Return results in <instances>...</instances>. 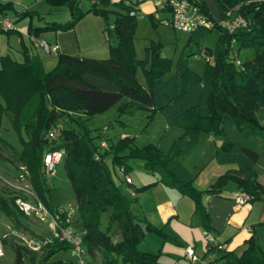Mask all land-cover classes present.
Segmentation results:
<instances>
[{
  "label": "trees",
  "instance_id": "obj_1",
  "mask_svg": "<svg viewBox=\"0 0 264 264\" xmlns=\"http://www.w3.org/2000/svg\"><path fill=\"white\" fill-rule=\"evenodd\" d=\"M54 1L55 5L75 1L71 19L65 24L31 28V36L48 30H70L85 15L76 5L77 0ZM191 1L213 23L212 28H201L190 34L186 44L190 48L195 45L197 54L203 52L214 56V66L206 63L202 75L187 68L184 53L175 63V71L171 72L172 60L159 55L160 42H151L144 49V57L137 58L133 45L137 19L129 15L133 7L122 3H108L120 11L95 4L89 11L105 22L109 51L105 59L62 54L58 55L56 66L44 72L36 58L25 55L23 63H17L8 56L0 57V98L3 102L0 103V128L3 117L10 115L11 127L21 146L17 153V170L26 174L37 198L52 210L54 207L47 199L49 188L42 172L43 156L46 152H64L63 169L78 207L77 218L84 232L83 245L93 263L159 264V254L138 250L146 231L157 234L164 241L175 242L162 228L137 221L132 216L128 203L111 188L112 182L105 176L104 158L107 155H111L113 162L125 173L131 158L142 160L143 167L157 175L156 183L176 190L194 203V214L199 217L205 232H210V226L202 199L219 196L228 183L235 185L239 195L248 197L247 203L264 204V185L258 182L255 172V166L264 160V150H260L264 146V123L255 116L256 112L264 110V0H216L222 20L227 19L229 12L232 17L245 20V25L232 33L213 20L201 0ZM6 7L0 4V13ZM110 15H113L111 22ZM21 16L32 17L33 14L24 12ZM147 19L153 28L157 26L152 15ZM215 29L221 33L215 50L201 47L206 36ZM10 32L6 31L7 34ZM234 49L237 53L253 49L255 54L240 68L235 65L238 58L229 55ZM138 71L145 80V87L137 80ZM111 108H116L120 115L142 110L149 113V120L155 113H162L167 125L181 130L182 134L167 154L151 144L124 152L128 144L122 142L117 147H109L97 159V147L93 146V150L86 142L88 133L83 123ZM66 118L75 127H62L57 139L49 141L46 138L48 132L60 128L59 124ZM201 130L214 132L222 140L213 154L215 162L237 166L236 170L219 176L204 192L194 187L195 175L184 165ZM0 144L15 150L1 137ZM0 159L6 161L2 155ZM14 200L15 197L10 202L13 206ZM0 208L7 216L15 218L2 199ZM104 214L107 215L106 231L100 228ZM113 227L120 235L118 241H114L109 232ZM206 247H209L207 242ZM43 250L45 255L41 264H66L62 260L50 262L57 253L68 252L65 243L55 240ZM219 252L222 256L216 264H264V251L257 246L254 237L245 241L239 253ZM14 255L13 264H25L26 259L29 264H40L36 263L37 253L26 248L15 246Z\"/></svg>",
  "mask_w": 264,
  "mask_h": 264
},
{
  "label": "rangeland",
  "instance_id": "obj_2",
  "mask_svg": "<svg viewBox=\"0 0 264 264\" xmlns=\"http://www.w3.org/2000/svg\"><path fill=\"white\" fill-rule=\"evenodd\" d=\"M55 11L56 10L53 12ZM60 11L65 10L63 8V10L61 9ZM161 16L164 17L163 15ZM54 17H56V15H54ZM57 18L62 17L59 14ZM111 18H113V15H111ZM218 35L219 31L215 29L205 38V44H208V47L210 46L213 51L216 48V41L219 37ZM151 42L161 43L159 55L162 58L172 60L173 66L171 72H174L175 63L179 56L184 52L183 47L187 42L186 34L180 33L171 27L163 26L158 21L157 26L153 28L148 20L142 21L137 19L133 39L137 58L142 59L144 57V48ZM187 48L189 47H185V50H188ZM196 50V46L193 45L191 47V53H186L191 56L185 57L186 55L184 53L183 57L186 61L187 68L198 75H202L206 67V62L201 54L196 53ZM40 51L43 52L42 50ZM254 54L255 52L253 49L240 50L238 53L234 49L229 55L231 57H237L242 65L244 62L251 60L254 57ZM208 65L212 67L214 66V63ZM136 76L140 84L145 87V80L140 71H138ZM148 115L149 113L142 110L135 111L132 114L120 115L116 108H111L101 114L93 115L83 123L84 128L88 133L85 136V140L92 149L93 146L97 147L98 155L101 156L105 153L100 148L102 140H105L109 147H117L122 142H126L128 146L124 152H127L129 149H136L151 144L156 146L161 153L167 154L176 139L182 134V131L168 126L162 113H155L151 120L147 118ZM255 116L260 122L264 123V110L256 112ZM59 126L61 129L62 127L68 126L75 127V124L66 118V120L62 121ZM0 137L15 149L12 151L0 144V155L6 159V161L0 159V199L8 204L9 209L15 215V218L9 217L0 208V264H13L15 246L25 248L23 243L17 239V233L23 234L36 241H43L52 236V230L48 224L42 223L31 217H26L18 211L15 204L13 206L10 203L11 198L23 195V190H28L34 193L31 185L26 179V174H23V171L21 170H17V153L21 150V146L17 134L11 127L10 115L3 117L2 126L0 128ZM219 142L220 137L214 132L207 133L206 131L201 130L196 146L185 159L184 165L193 175H195L194 187L199 191L204 192L212 186L208 181L209 174L214 171V167H220V165L212 159L213 151ZM260 150H264V146H261ZM128 165L129 168L127 173H125L121 171L118 164L113 162L111 155H107L104 158V172L107 180L112 181L111 188L116 189L121 197L128 203L132 216H134L137 221H143L147 218L146 220H152L156 225H159V220L154 211V203H156V200L160 195L153 192L152 188H154V186L139 190L152 184L155 180L156 174L145 169L143 167V161L139 159L131 158ZM257 165L259 167V169H257L259 171V178L261 181H264V160H261ZM258 171H255L256 174ZM44 177L46 185L49 188L47 199L54 208H68L69 206L76 205V201L65 176L63 161L56 166L53 174H44ZM126 177H129L133 181V186L130 185L127 187L125 184ZM230 185L234 186L233 183L227 184V186ZM129 189L131 190V193H129ZM185 201L190 204L192 203L193 211L184 217V220L182 219L179 223L176 221L166 223V228L162 225L159 226H162V231L166 236L168 235L169 238L174 237L172 236L173 230L179 233H184L187 239H180L174 243L169 240L164 241L157 234L146 231L145 237L138 245V250L140 252L159 254V264H177V261L188 264V262L182 258L183 252H185L183 251V248L187 244H190V248H193V242H196L198 248L197 253L201 252L202 255V252L206 249L205 244L207 241L203 234H201L200 230H203V228L199 217L194 214V203L187 197L185 198ZM202 203L205 207L203 199ZM197 221H199L201 227L200 230H198ZM144 222L146 221L144 220ZM142 226L145 228V224L142 223ZM100 228L102 231L107 230V215L105 214L101 216ZM73 229L75 231L81 230V222L78 218L73 225ZM109 232L114 241L119 240L120 235L116 227L111 228ZM261 233L262 230L259 231L258 236L260 239L259 241L256 240V243L257 246L264 251V235ZM35 253H37L36 263L41 264L45 251L41 248ZM68 259L67 253L61 251L50 259V262L56 260L66 262ZM25 264H29L27 259L25 260ZM95 264H99V261Z\"/></svg>",
  "mask_w": 264,
  "mask_h": 264
},
{
  "label": "crops",
  "instance_id": "obj_3",
  "mask_svg": "<svg viewBox=\"0 0 264 264\" xmlns=\"http://www.w3.org/2000/svg\"><path fill=\"white\" fill-rule=\"evenodd\" d=\"M209 12L213 20L219 24H222L221 11L218 7L216 0H201ZM52 2L46 0H0L2 6H7L4 12L0 13V26L2 21H8L10 28L6 33V30L0 32V57L8 56L17 63H23L25 55L31 58H36L40 62L44 72H49L50 69L56 66L58 55H68L72 57H88L93 59H105L108 57V44L104 35L105 22L104 20L96 15L90 13V9L93 4L97 7H104L106 9H113L114 11H120L119 8L110 7L109 4L122 3L126 6H132L141 18L142 21L148 20L147 16L152 15L154 21L157 22L155 16L157 15L158 20L169 16L166 10H161L154 0H77L79 10L85 15L79 20L75 26L67 31H54L48 30L43 31L34 37L29 34L31 28H42L45 24H65L71 19V10L75 6V1H69L62 5H55ZM65 11H60L61 9ZM56 10L55 12H53ZM29 12L33 14L32 17L21 16L20 14ZM62 18H57L58 15ZM56 15V17H54ZM163 15L164 17H162ZM61 19V20H58ZM113 18L109 16V22ZM220 32L219 35L220 36ZM187 36V41L189 35ZM31 37L36 40H43L51 45H57L58 51L51 54H45L41 52L40 48L35 45ZM206 39L202 42L201 47L210 48L208 44H205ZM187 42L184 44L183 53H191V48L185 50ZM149 45V44H148ZM146 45L145 48L148 46ZM144 48V49H145ZM0 103H3L0 98ZM222 143L220 142L215 147H219ZM214 149V151H215ZM213 151V154H214ZM214 160V158L212 157ZM215 161V160H214ZM218 164V163H217ZM220 167H214V171L209 174V183H213L217 178L230 170H236L237 166L234 164L222 165ZM259 169L258 165L255 166V171ZM257 180L261 185H264V181L259 178V171L257 173ZM158 181L157 175L153 183ZM112 182V181H111ZM126 184V183H125ZM127 187L133 186L126 184ZM116 190V189H115ZM155 194L160 195L154 203V211L159 220V225L164 226L166 223H172L173 221L181 222L190 212L193 211V205L185 201V198L177 193L174 189L168 188L161 183H156L152 188ZM117 191V190H116ZM131 192V190L129 189ZM129 192V193H130ZM239 196V192L234 186H224L221 189L219 196H205L203 202L209 216L210 233L213 235L215 240L224 247L223 251L231 252L234 251L239 253L243 247L245 241L254 237L255 240L259 241V231L262 230L264 235V204L262 203H238L236 198ZM135 197V196H134ZM250 204V205H248ZM147 219V218H146ZM153 227L161 228L156 225L152 220H146ZM143 220V221H144ZM141 221V220H138ZM142 225V224H141ZM198 230L201 229L199 221H197ZM164 228V229H165ZM201 234L205 233L202 229ZM172 236L175 237V241L187 239L184 233L173 231ZM168 236V235H167ZM174 237H170L174 240ZM175 243V242H174ZM193 250L195 257L197 258L196 264H216L222 256L219 251H208L205 244V251L197 253L196 242H193ZM183 247V246H182ZM191 245L187 244L186 248H190ZM145 253V252H143ZM68 255V254H67ZM185 261L190 262L185 257ZM179 264L180 262L177 261ZM186 264V263H180Z\"/></svg>",
  "mask_w": 264,
  "mask_h": 264
},
{
  "label": "built area",
  "instance_id": "obj_4",
  "mask_svg": "<svg viewBox=\"0 0 264 264\" xmlns=\"http://www.w3.org/2000/svg\"><path fill=\"white\" fill-rule=\"evenodd\" d=\"M157 5L161 10H166L169 16L163 19H159L157 15L155 18L157 21L166 27H171L174 30L190 35L197 31L198 29L212 28L213 23L211 20L204 15L199 7L191 0H155ZM130 16L134 18H141L135 11L129 13ZM223 27L232 33L237 28L245 25V20L242 17H232L230 12L227 14V19L222 20ZM10 28V23L8 21H2L0 29L8 30ZM109 28H112L111 26ZM106 37L107 33L104 32ZM35 45L39 47L45 54H51L58 51L57 45H51L43 40H36L31 37ZM206 63H214V56H208L205 53H201ZM235 65L241 67V62L237 59L235 60ZM60 133V128H53L48 132L46 138L49 141L57 139ZM100 148L105 152L108 151L109 145L105 140L100 143ZM64 152L54 151L46 152L43 156V166L42 172L44 174L51 175L54 173L55 168L63 161ZM96 158L99 155L96 154ZM124 172L123 168H120ZM22 179V177H21ZM126 184H131V179L129 177L125 178ZM22 191V190H21ZM131 193V192H130ZM248 197L245 195H239L236 201L240 204L247 203ZM14 204L18 211L21 212L26 217L34 218L42 223H46L50 226L52 230V236L43 241H36L30 237H26L23 234L17 233V239H19L26 249L37 252L41 248L49 245L54 240L63 242L68 245V261L66 264H95L87 256L86 249L83 245L84 232L82 230L75 231L73 225L78 217V207L69 206L68 208L55 207L52 210L48 209L35 195V193L23 190V195H18L15 197ZM209 247L208 251L214 249L215 251H223L224 247L220 245L211 233H203ZM185 257L190 262V264H196L197 258L195 257V252L192 248H186Z\"/></svg>",
  "mask_w": 264,
  "mask_h": 264
},
{
  "label": "water",
  "instance_id": "obj_5",
  "mask_svg": "<svg viewBox=\"0 0 264 264\" xmlns=\"http://www.w3.org/2000/svg\"><path fill=\"white\" fill-rule=\"evenodd\" d=\"M44 134L41 135V138H43Z\"/></svg>",
  "mask_w": 264,
  "mask_h": 264
}]
</instances>
